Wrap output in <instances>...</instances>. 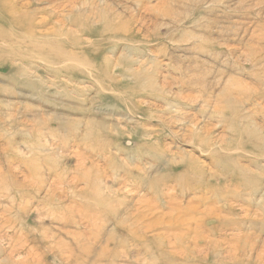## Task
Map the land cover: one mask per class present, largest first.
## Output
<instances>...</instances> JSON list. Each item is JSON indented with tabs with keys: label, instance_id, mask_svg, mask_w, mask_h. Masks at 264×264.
<instances>
[{
	"label": "rangeland",
	"instance_id": "1",
	"mask_svg": "<svg viewBox=\"0 0 264 264\" xmlns=\"http://www.w3.org/2000/svg\"><path fill=\"white\" fill-rule=\"evenodd\" d=\"M0 264H264V0H0Z\"/></svg>",
	"mask_w": 264,
	"mask_h": 264
},
{
	"label": "bare ground",
	"instance_id": "2",
	"mask_svg": "<svg viewBox=\"0 0 264 264\" xmlns=\"http://www.w3.org/2000/svg\"><path fill=\"white\" fill-rule=\"evenodd\" d=\"M10 11H11V10H10ZM14 18H15L16 23H17L16 25H20V26H22L21 24H19V23H20V19H18V18H16V17H14ZM21 20H22V18H21ZM20 37H21V36H20ZM23 37L27 38V35H25V36L23 35ZM5 43H6V42H5ZM5 43H4V44H5ZM14 246H15V245H14ZM28 253H29V252H28ZM14 257H16V255H15Z\"/></svg>",
	"mask_w": 264,
	"mask_h": 264
}]
</instances>
